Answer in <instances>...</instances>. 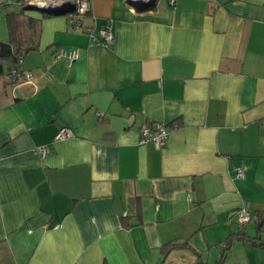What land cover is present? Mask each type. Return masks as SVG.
<instances>
[{"label":"crops","instance_id":"1","mask_svg":"<svg viewBox=\"0 0 264 264\" xmlns=\"http://www.w3.org/2000/svg\"><path fill=\"white\" fill-rule=\"evenodd\" d=\"M0 44L35 76L0 64V264H264V0H90L81 28L0 0Z\"/></svg>","mask_w":264,"mask_h":264},{"label":"built area","instance_id":"2","mask_svg":"<svg viewBox=\"0 0 264 264\" xmlns=\"http://www.w3.org/2000/svg\"><path fill=\"white\" fill-rule=\"evenodd\" d=\"M127 4L133 8H148L154 5L158 0H125ZM90 0H24L25 6L32 8L35 11H39L46 15L63 14L67 17L69 24L73 28H81L83 26V20L89 13ZM170 6H174L176 0H167ZM89 36L95 44L109 45L113 41L111 26L106 24L99 32L100 39L96 38L91 31L88 30ZM61 55L65 56L69 62H73L78 57L77 50L61 52ZM22 58L19 57L12 67L9 68L8 78L15 85H33L35 76L30 71H26L22 68ZM99 115H101L99 113ZM140 140L139 144L151 143L156 148H161L165 145L168 129L164 124H156L153 127L143 125L139 129ZM71 138V132L68 128H60L54 140H65ZM264 147V140L262 142ZM33 154L38 157H44L52 152V148L49 145L38 146L32 150ZM235 178L243 177V170L240 167L234 168ZM236 219L241 227H244L250 222H255L257 217L250 211L246 205L241 206L236 211ZM224 246V245H223ZM222 246V247H223Z\"/></svg>","mask_w":264,"mask_h":264},{"label":"trees","instance_id":"3","mask_svg":"<svg viewBox=\"0 0 264 264\" xmlns=\"http://www.w3.org/2000/svg\"><path fill=\"white\" fill-rule=\"evenodd\" d=\"M18 2H23V0H16ZM11 17V15H9ZM20 53L17 52V50L10 47V45L7 44H0V64L8 62L9 66L12 67L14 64H16L17 59L20 57ZM262 227V222H257V230H259ZM233 241H245L250 242L252 244H256L255 239H251L247 237L244 233H236L231 234V236L228 238L227 242L225 243L226 246H228ZM260 246H264V243H261ZM185 244H177V243H170L166 244L162 247V251L164 254H166L169 251H172L173 249L177 248H185ZM223 256V254H222Z\"/></svg>","mask_w":264,"mask_h":264},{"label":"water","instance_id":"4","mask_svg":"<svg viewBox=\"0 0 264 264\" xmlns=\"http://www.w3.org/2000/svg\"><path fill=\"white\" fill-rule=\"evenodd\" d=\"M144 9V8H143Z\"/></svg>","mask_w":264,"mask_h":264}]
</instances>
